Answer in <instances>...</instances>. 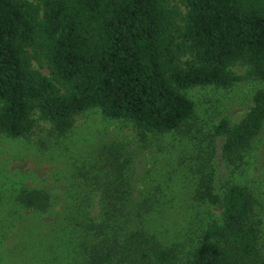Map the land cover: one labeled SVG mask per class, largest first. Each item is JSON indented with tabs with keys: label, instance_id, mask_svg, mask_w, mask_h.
Here are the masks:
<instances>
[{
	"label": "trees",
	"instance_id": "obj_1",
	"mask_svg": "<svg viewBox=\"0 0 264 264\" xmlns=\"http://www.w3.org/2000/svg\"><path fill=\"white\" fill-rule=\"evenodd\" d=\"M179 1L184 13L172 0H0V132L27 138L39 114L65 137L98 109L145 141L189 126L196 110L185 92L243 81L237 64L264 82V0ZM263 129L264 88L239 124L216 127L223 163L243 166ZM103 156L102 166L81 172L88 191L69 213L84 264H264L260 203L244 185L217 188L214 152L192 168L193 199L214 216L187 252L155 229L156 195L135 197L132 159L116 144ZM18 202L47 212L53 198L24 189Z\"/></svg>",
	"mask_w": 264,
	"mask_h": 264
},
{
	"label": "rangeland",
	"instance_id": "obj_2",
	"mask_svg": "<svg viewBox=\"0 0 264 264\" xmlns=\"http://www.w3.org/2000/svg\"><path fill=\"white\" fill-rule=\"evenodd\" d=\"M182 13L184 6L172 0ZM33 67L49 75L47 68ZM233 71L245 79L230 89L207 87L185 92L195 105V118L181 132L149 135L145 141L128 123L106 118L98 109L78 117L70 134L59 137L51 123L39 118L27 138L12 139L0 132V264H84L80 231L70 223L74 198L88 191L81 172L102 166L106 147L118 145L132 159V181L137 199L156 195L162 215L155 229L167 245H194L213 211L193 199L192 168L203 153L215 154L213 166L218 189L238 183L254 191L257 213L263 220L264 253V129L239 169L221 160L222 140L215 129L227 121L239 124L253 105L264 82L247 77L242 64ZM196 159V162L194 163ZM24 189L48 192L53 205L47 212L26 209L18 202Z\"/></svg>",
	"mask_w": 264,
	"mask_h": 264
}]
</instances>
